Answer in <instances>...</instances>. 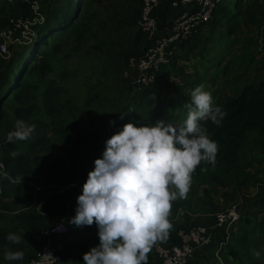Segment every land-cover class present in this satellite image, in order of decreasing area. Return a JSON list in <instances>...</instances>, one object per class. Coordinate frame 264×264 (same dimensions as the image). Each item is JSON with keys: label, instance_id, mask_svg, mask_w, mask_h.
<instances>
[{"label": "trees", "instance_id": "16d2710c", "mask_svg": "<svg viewBox=\"0 0 264 264\" xmlns=\"http://www.w3.org/2000/svg\"><path fill=\"white\" fill-rule=\"evenodd\" d=\"M56 1H41L39 12L43 16V23L33 27L34 36L30 43L7 46L10 53L8 58L6 54H0V212H12V206L8 204L10 196H13V206H17L19 210L12 216V223H9V220L0 221V250H19L26 253L28 248L32 247L35 253L30 258L37 257L42 249L38 234L50 230L51 218L44 214L47 209H51L55 216L60 209L64 212L68 204L66 195L70 193L58 194L59 189H55L43 193L45 198L48 194L51 196L36 212V205L31 206L33 200L28 194L31 189L28 182L37 187L52 184V181L60 184L55 186H62L65 182L82 186L87 173L93 168V160L100 157L107 138L129 122L134 126L155 124L157 120L181 123L186 116L183 103L188 101L189 93L197 85H203L204 90L211 94L213 104L219 106L225 115L219 125L211 121L201 122L209 138L217 144L215 165L202 162L192 173L191 181L206 186L202 196L205 199L208 196L206 189L212 187L220 190L234 188L237 193L248 191L252 174L264 163V77H251L250 81L245 79L237 86L242 77L246 78L255 73L257 66L252 56L245 62L242 74L238 73L242 63L235 67L240 57L232 56L233 46L236 45L240 52L244 46H250L251 43L243 44L241 39H235L237 33L233 21L236 15L231 13V0H222L213 12L212 21L207 24L210 32L217 29L225 31L231 41L226 42L228 46L221 53L214 54L212 62L206 58L197 60L191 56L186 57L184 63L178 61L180 58L176 54L177 50L184 47L194 36L186 43L172 46L170 61L155 74L154 83L142 87L136 100L121 107L120 112H126V115L112 127L108 125L111 120L101 115L100 103L87 108L91 103L103 99L101 95L96 94L93 97L88 90L83 100L85 106L79 111L71 105L74 101L66 97L67 90L60 84L67 80L64 71L55 72L59 61L57 55L60 50L63 52L64 42L77 31L78 13L85 0H62L65 2L60 8L55 7ZM243 1L233 0L234 11L240 9ZM165 6L169 8V1L161 0L159 8L155 11L160 23L156 38L162 36L160 32L167 25L166 13L159 16L160 11L166 9ZM139 14L140 9L132 22L134 28L136 25L137 31L135 30L134 35L137 36L138 43L129 52L123 76H132L128 59L141 57L152 45L137 28ZM13 16L28 18L32 17L33 13L30 6L22 0H0V33L6 31L8 19ZM203 27L205 26L201 28ZM19 35L15 34L16 37ZM54 42L56 44H53ZM51 45H54L55 52L49 58L47 50ZM13 46H17L19 51H14ZM31 80H35L37 84H31ZM148 100L151 104L146 106L145 102ZM17 120L35 125L31 136L21 146L14 144L16 140L8 142L5 139L6 134L14 128L15 123L12 121ZM44 132H51L54 138L67 145L71 143L81 151L90 147L89 157L85 154L81 162L57 166L62 174L54 176L53 165L46 163L38 154L41 151V142L48 144L50 141V138H45ZM69 152V149L65 148L60 154L63 156ZM202 168L206 170L202 171ZM263 182L264 180L259 182L260 191L254 196L252 204H249L251 207L264 203V188L261 186ZM60 205L62 207L58 209ZM74 209L72 207L68 214L70 218L75 215ZM69 219L63 218L66 224L65 234L54 238L49 245L56 258L54 264H82V259L76 252L90 249L98 243L95 223L91 226L76 227L68 222ZM186 225L187 223L178 224L169 229V246L176 243L177 232L184 230ZM239 225L243 227V231L232 238L235 253L239 256L238 264H264V214L261 217L255 216L248 208V215L239 221ZM8 233L21 235L23 238L19 244H10L5 240ZM152 251L153 249L148 258L153 260L155 253ZM232 257L233 255L231 260ZM188 264L199 263L191 260Z\"/></svg>", "mask_w": 264, "mask_h": 264}, {"label": "clouds", "instance_id": "9594fccd", "mask_svg": "<svg viewBox=\"0 0 264 264\" xmlns=\"http://www.w3.org/2000/svg\"><path fill=\"white\" fill-rule=\"evenodd\" d=\"M183 110L186 116L179 124L157 120L134 126L129 122L104 141L103 151L93 160L76 197L75 215L66 217L76 227L96 225L98 243L82 254V264H147L153 244L168 236L171 204L186 197L196 167L202 162L215 165L217 144L201 122L219 125L225 113L213 104L203 85L191 90ZM119 113L118 119L126 115ZM34 128L17 120L5 139L27 140ZM41 206L39 202V209ZM57 226L66 232L64 222ZM54 227L50 225V230L41 234L54 238L65 234L53 233ZM232 237L224 260L232 248ZM22 238L15 233L5 236L10 244H19ZM23 256L19 250L6 251L4 260L17 261Z\"/></svg>", "mask_w": 264, "mask_h": 264}, {"label": "rangeland", "instance_id": "374dc122", "mask_svg": "<svg viewBox=\"0 0 264 264\" xmlns=\"http://www.w3.org/2000/svg\"><path fill=\"white\" fill-rule=\"evenodd\" d=\"M64 2L65 1L57 0L55 3V7L60 8L61 5L64 4ZM141 3L142 0H85L84 6L80 10V13H78L77 31H74L69 36V40L64 42L65 48L63 52H61V50L59 51L57 55L59 61L55 66L56 73L61 71H64L66 73L65 77L67 81L60 82V84L67 90L66 97L68 96L74 101V103H71V105L79 109V111L83 110V107L85 106L83 100L86 96L87 91L89 90L90 95H92L93 97L96 94H99L103 99L91 103L90 106H87V104V108L89 109L95 104L100 103L101 115L104 118L115 121L114 124H116L119 120L118 117L120 115L119 112L121 110V107L128 106L127 104L130 101L133 102L134 100H136V97L141 94V90L134 88L133 82L131 83V76L127 74L125 76L122 75L125 69V61L129 55V52H131L134 49L135 44L138 43L137 36L134 35L136 25L134 28L132 22L137 17L139 9H141ZM260 22L261 17L259 18V20L254 19L252 21L246 22L245 24L253 25V29L257 31L260 28ZM131 28H133L134 30ZM217 32L219 33V31ZM258 40L259 41L257 44L253 45L251 43L250 46H245V49H242V51L232 54V56L240 57L237 60L235 67H237L239 63H242V67L238 73L242 74L245 62L250 57L254 56L259 48L264 47V39H261L259 37ZM216 42L217 41L212 40L211 44L213 46L211 50L208 51L209 53L214 52L215 48L218 47V44H216ZM53 44H56V42H54ZM206 47V44L199 45L197 47V54L199 51L205 50ZM7 48L8 47L5 48L6 58L10 56ZM12 48L14 51H19V48L17 46H13ZM53 48L54 45H51L47 50L49 58L55 52L53 51ZM186 52L187 56L194 55L191 49L187 50ZM181 78H184V73H182ZM245 79L250 81L251 77L249 75L246 78L242 77V79L237 82V86L245 81ZM154 81L149 84H153ZM31 84H37V82L35 80H31ZM149 102L150 100L146 101L145 105L149 106L151 104ZM12 123L14 124L15 122L12 121ZM114 124L108 125L109 127H112ZM43 134L46 136L45 138H50V141L48 144L43 141L41 142V151H39L38 154L42 159H44L46 163L53 165L54 176L62 174L57 166H69L76 162H81L85 154L89 157L88 152L90 151V147L88 149H85L86 151H81L71 143L67 145L54 138L51 135V132H44ZM24 141L16 140L14 141V144H19L21 146ZM25 147L26 145L23 146L24 149ZM65 148H68L70 152L62 156L60 152ZM260 169L264 170V163L260 166ZM258 176L260 177V174ZM259 177L252 182L253 188L256 187V194L260 191V180H258ZM37 179L40 181L38 177ZM28 183L31 187L30 191H28V194L33 200L31 206L36 205V212L39 210V203L37 201H47L43 193L55 189H59V192L61 191L62 187L65 188V191L61 192H63L65 195L70 193L66 195L68 204L65 206L64 212H62V210L60 209L62 207L60 205L58 208L60 210L57 212V214L54 217H49L51 218L50 225L52 226H57L59 222H64L63 218L68 216V214L71 212L72 207L73 209L75 208L76 197L81 191V186L79 184H65L66 182L63 183L64 185L62 186H55L60 184L52 181L50 183L54 185L47 184L41 186L39 185L38 187L31 182ZM261 186L264 188V182ZM205 188V185H201L198 182L191 181L189 190L186 193V197L183 199L178 198L177 200H175L177 203L176 206H173L171 204L170 209H175L173 212H170L168 216V220L171 226L182 217L186 219L188 218V221L191 220V222L194 223L199 222V220H201L205 216H209V202L212 201L216 205L220 204L219 201L221 195L219 193V190L207 188L206 190H208V192L212 190L210 194H213V197L212 199H210L208 195L206 201V199L202 197L204 195L203 190ZM249 192L250 191L248 189V191L245 193L247 194ZM12 200L13 196H10L8 198V204L12 206V212H0V221L9 220V223L13 222L12 216L16 215V212L19 210L17 206H13ZM248 201L253 202L254 196H249ZM203 204H205V206H203ZM254 207H256L254 211L257 213V215L255 216L261 217L263 215L262 209H260L258 205ZM179 210H181V212ZM193 225L195 224L189 223L188 225H186L187 227L185 229L190 228ZM55 229L57 228L54 227V230ZM180 231L181 230H179L178 232ZM40 240L42 242V249L39 251V254L45 249L49 248V245L54 240V237L52 235H44ZM28 250V252L24 253L23 259L17 261H6L4 260V253L6 251L5 249H1L0 264H34V260L37 257H30L33 256L35 250L32 247H29ZM88 250L89 249L78 250L76 254H83ZM204 251L211 252L210 249ZM223 262L224 264H226L227 262H229V259L223 260Z\"/></svg>", "mask_w": 264, "mask_h": 264}, {"label": "built area", "instance_id": "2783aa9c", "mask_svg": "<svg viewBox=\"0 0 264 264\" xmlns=\"http://www.w3.org/2000/svg\"><path fill=\"white\" fill-rule=\"evenodd\" d=\"M22 1L30 6L33 16L28 18L13 16L8 19V28L0 33L1 55H5V48L9 45L30 43L34 36L33 27L43 23V16L39 12L42 0ZM166 1H169L171 10L178 12L174 18L167 20V25L160 32L162 36L156 38L158 20L155 11L159 8L161 0H142L137 28L152 42V45L141 57L128 59L134 88L141 89L150 85L149 83L155 80V74L170 61L172 46L188 42L202 26L209 24L216 6L222 0ZM16 33L20 34L19 37L15 36ZM64 189L61 188V191ZM239 220L240 214L236 207L218 211L213 216L212 224L193 226L178 232L176 243L172 246H169L168 236L158 239L152 246L155 258L159 264H188L198 252L211 249L215 264H224L226 250L230 246L234 227ZM55 228H57L53 230L55 234L65 232L63 226H55ZM55 261L56 258L48 248L37 255L34 264H54Z\"/></svg>", "mask_w": 264, "mask_h": 264}, {"label": "crops", "instance_id": "0c3cea01", "mask_svg": "<svg viewBox=\"0 0 264 264\" xmlns=\"http://www.w3.org/2000/svg\"><path fill=\"white\" fill-rule=\"evenodd\" d=\"M228 1V0H226ZM232 3H230V7L233 12H231L232 14L236 15L234 18L235 20L233 21L236 25V33L237 35L235 36V39L237 41V39H241L243 41V44H245L246 42H250L253 45L258 43V39L259 37L261 39H264V0H244L241 5H240V9L236 12L234 11V2L233 0H231ZM166 9H162L160 11V14H163L164 12L166 13V18L165 21H167V19H171L174 18L177 15L176 11H172L169 8H167V6H165ZM261 17V22H260V28L259 30H254L253 29V25L251 24H245L246 22L252 21L254 19H258ZM159 22V21H158ZM158 27L160 28V23H158ZM219 31V33L217 32ZM251 31V32H250ZM215 35V36H214ZM212 40L217 41L216 44H218V47L215 48L214 52L209 53L208 51L211 50L212 48ZM191 41V42H190ZM188 43L186 44L184 47H181L180 50H177V55L179 56L180 59H178V61L180 63H184L186 61V57H190L191 56L194 58H196L197 60H200L202 58H206L209 62L213 61V55L216 53H221L228 45L226 42H231L228 38L227 35L225 33V31L217 29L216 31H212L210 32V27L209 25H205V27L200 28L196 34L194 35V38L191 39ZM235 41V43H236ZM206 44L207 47L205 48V50L199 51L197 54V47L199 45H203ZM261 46V44H260ZM191 49V51H193L194 55L191 56H187V50ZM229 49V47H228ZM234 52L233 53H238V47L235 45L233 46ZM245 49V46H244ZM254 64H256V72L251 74L250 77H255L258 78L260 76L264 77V47L259 48L257 50V52L254 55ZM197 60H195L194 64H196ZM212 60V61H211ZM255 170V169H254ZM264 170L262 169H256V171H254V173L252 174V180H251V185L249 186V193H237L235 191L234 188L231 189H227V190H220L217 187H212L211 189H218L219 193L221 195L220 201H219V205L214 204L212 201L209 202V210H210V214L209 216H205L204 218H202L201 220H199V222H191L188 221V218H180L177 222L173 223L172 226H176L178 224H184L187 223V225L189 223L195 224L193 226H198V225H210L213 222V216L216 212L221 211L223 209H226L228 207H236L241 219H244L247 215H248V208L251 209L254 213V215H257V213L254 211V209L256 207H251L252 202L250 203L248 201L249 196L253 197L256 195V187L253 188L252 182L258 178L259 174L260 177L258 180L262 181L264 180ZM212 191V190H211ZM211 191L208 192V195L210 197V199H212L213 194H210ZM246 194V195H245ZM207 201V199H206ZM176 201L172 202L173 206H176ZM249 205V206H248ZM203 206H205V204H203ZM260 207V209H262V214H264V203L261 205H258ZM175 210V209H174ZM173 209H170V212L174 211ZM178 210V209H177ZM181 212V210H179ZM169 212V213H170ZM45 216L47 217H54L53 211H51V209H47V212L45 213ZM171 226V227H172ZM191 226V227H193ZM187 227V226H186ZM188 229V228H187ZM184 229V230H187ZM169 231V230H168ZM243 231V227L238 225L234 228L233 232V237L234 238L237 234L241 233ZM45 234H38V238L41 239V237H43ZM168 235V234H167ZM152 250V248H151ZM150 250V252H151ZM208 250V249H207ZM211 250V249H210ZM150 252L147 254V257H149ZM153 252V251H152ZM154 254V253H153ZM231 255H233V259L231 260ZM79 258L82 259V254H78ZM228 259L229 262H227L226 264H238L239 262V256L237 254V252L235 253V249L234 246L232 244V248L228 251ZM192 261H197L199 264H215L214 260L212 258V250L210 251H203V252H198L195 256L194 259ZM147 264H159V262L156 260L155 256L154 259H149L147 258Z\"/></svg>", "mask_w": 264, "mask_h": 264}]
</instances>
